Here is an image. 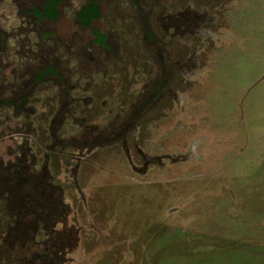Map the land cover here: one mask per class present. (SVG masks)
<instances>
[{
  "label": "flooded vegetation",
  "instance_id": "1",
  "mask_svg": "<svg viewBox=\"0 0 264 264\" xmlns=\"http://www.w3.org/2000/svg\"><path fill=\"white\" fill-rule=\"evenodd\" d=\"M231 4L0 0V264H85L91 165L156 163L146 123L183 114L180 78Z\"/></svg>",
  "mask_w": 264,
  "mask_h": 264
},
{
  "label": "rangeland",
  "instance_id": "2",
  "mask_svg": "<svg viewBox=\"0 0 264 264\" xmlns=\"http://www.w3.org/2000/svg\"><path fill=\"white\" fill-rule=\"evenodd\" d=\"M231 2L180 78L183 114L166 103L146 123L156 163L91 165L85 264H264V0Z\"/></svg>",
  "mask_w": 264,
  "mask_h": 264
}]
</instances>
